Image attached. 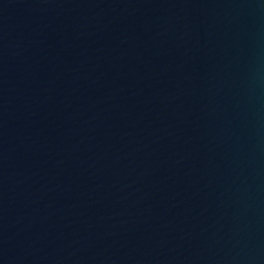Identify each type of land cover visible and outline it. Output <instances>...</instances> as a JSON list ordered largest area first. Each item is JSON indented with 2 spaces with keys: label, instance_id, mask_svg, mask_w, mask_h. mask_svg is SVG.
I'll use <instances>...</instances> for the list:
<instances>
[{
  "label": "water",
  "instance_id": "95a60500",
  "mask_svg": "<svg viewBox=\"0 0 264 264\" xmlns=\"http://www.w3.org/2000/svg\"><path fill=\"white\" fill-rule=\"evenodd\" d=\"M0 264H264V0H0Z\"/></svg>",
  "mask_w": 264,
  "mask_h": 264
}]
</instances>
